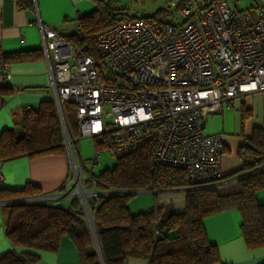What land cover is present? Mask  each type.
I'll use <instances>...</instances> for the list:
<instances>
[{
  "label": "built area",
  "instance_id": "obj_1",
  "mask_svg": "<svg viewBox=\"0 0 264 264\" xmlns=\"http://www.w3.org/2000/svg\"><path fill=\"white\" fill-rule=\"evenodd\" d=\"M165 10L169 21L131 18L100 32L96 58L39 22L50 98L76 105L79 137L100 140L109 130L124 153L154 135L155 162L184 168L192 185H211L221 178L223 143L204 125L237 95L264 91L263 12L252 16L227 0H168Z\"/></svg>",
  "mask_w": 264,
  "mask_h": 264
},
{
  "label": "trees",
  "instance_id": "obj_2",
  "mask_svg": "<svg viewBox=\"0 0 264 264\" xmlns=\"http://www.w3.org/2000/svg\"><path fill=\"white\" fill-rule=\"evenodd\" d=\"M96 8L76 19L77 29L61 35L77 51L87 46L86 53L97 57V35L119 21L140 18L125 8L112 6L107 0H93ZM185 0H178L181 5ZM157 11L150 20L166 14ZM57 32V31H56ZM82 35L81 38L79 35ZM41 49L4 52L0 49V69L4 65L42 58ZM101 80L102 70L98 69ZM12 91L0 87V99ZM1 101V100H0ZM66 131L71 140L79 137L76 105L61 103ZM244 110L243 115H248ZM156 145L153 135L128 152L117 153L111 131L101 139L93 138L95 154L112 151L115 163L99 174L91 173L82 182L85 192L99 191L107 195L91 198L89 210L99 253L85 224L80 202L72 198L67 206L43 201L16 203L41 196L38 186L26 183L21 189L0 188V202H5V236L12 248L0 256V264H30L41 251L56 252L63 236L73 244L78 264H125L128 258L145 259L147 264H221L216 245L210 243L203 220L213 214L236 210L241 217L240 234L247 249L264 247V204L255 199L264 188V132L254 127L250 136L238 148L242 167L230 174L237 190L222 193L219 186L192 185L186 170L162 165L153 160ZM64 153L63 133L54 101L42 100L36 109L23 112L20 128L4 129L0 133V162L21 156ZM97 157L90 160L96 164ZM182 192L181 212L154 204L146 211L132 214L126 195L112 191ZM10 202V203H7ZM102 263H101V260Z\"/></svg>",
  "mask_w": 264,
  "mask_h": 264
},
{
  "label": "crops",
  "instance_id": "obj_3",
  "mask_svg": "<svg viewBox=\"0 0 264 264\" xmlns=\"http://www.w3.org/2000/svg\"><path fill=\"white\" fill-rule=\"evenodd\" d=\"M112 6L125 8L135 17L153 16L164 10L168 0H107ZM239 11L253 14L260 7L264 19V0H227ZM96 8L93 0H0V49L4 52L41 49L42 40L39 22L50 26L61 35L76 31V19ZM148 11V12H147ZM253 16V15H252ZM169 21L166 12L160 16ZM8 78H0V87L12 91L1 97L0 133L4 129L20 128L23 112L36 109L42 100L50 99V73L44 57L36 60L7 65ZM248 111L244 116L243 111ZM259 127L264 132V91L241 93L222 105L219 113L209 117L204 125L208 134H219L223 143L220 163L221 178L214 184L222 193L237 190L234 178L228 177L242 167L237 156L244 138L252 129ZM73 158L80 167V177L84 180L92 172L90 156L92 147L87 137L72 140ZM94 150V148H93ZM101 167L98 173L110 168ZM95 166V165H93ZM66 152L21 156L0 162L2 181L0 188L21 189L26 183L40 188V199L52 204L67 206L70 194H74L75 175ZM156 204L172 207L181 212L184 207L182 192L159 193L153 191ZM255 199L264 204V188L257 191ZM154 203V204H155ZM0 202V256L12 246L5 236V212ZM240 214L233 209L206 217L203 228L207 240L216 245L221 264H264V247L247 249L240 234ZM38 259L30 264H78L77 252L70 240L63 236L56 252L41 251ZM125 264H147L145 259L128 258Z\"/></svg>",
  "mask_w": 264,
  "mask_h": 264
},
{
  "label": "rangeland",
  "instance_id": "obj_4",
  "mask_svg": "<svg viewBox=\"0 0 264 264\" xmlns=\"http://www.w3.org/2000/svg\"><path fill=\"white\" fill-rule=\"evenodd\" d=\"M105 111H107V109H105ZM110 119L111 118L109 115H105L103 118V121L109 122ZM87 139L90 141L91 147H92V153L90 156V160H92L95 156V152L93 150V138L87 137ZM69 141H70V138L68 137L67 131H63L64 152H66L70 161L73 162V160H72L73 156L71 157V152H70V149L68 146L70 144ZM71 150H72V148H71ZM114 160H115V158L112 154V151H106V152L100 153L99 157H97V159H96L95 166H93V168H92V172L98 173V171L101 167H104V168H105V166L107 167ZM74 162H75V160H74ZM75 169H76V172H75V179H74L75 183L74 184L76 187L74 190V194H70V197L76 198L79 200L80 205L82 206V209L84 211L85 224L89 228V227H91V217H90V212H89V210L91 208L90 199L97 197L98 195H100V196L107 195V193H102L99 191H93V192H88V194H87L83 189L81 191L80 187L82 185L83 179L78 176L79 169L76 167H75ZM80 192H82L84 195H80L79 194ZM25 202H34V201H25ZM155 202H156V197H155L153 191L135 193V194H131L128 197V208H129L130 213L136 214L139 212L146 211L147 209L152 207ZM168 209L174 211V209L172 207H169Z\"/></svg>",
  "mask_w": 264,
  "mask_h": 264
},
{
  "label": "water",
  "instance_id": "obj_5",
  "mask_svg": "<svg viewBox=\"0 0 264 264\" xmlns=\"http://www.w3.org/2000/svg\"><path fill=\"white\" fill-rule=\"evenodd\" d=\"M56 110H57L58 115H59L60 125H61V129H62V133H63V131H66V126H65V123H64V120H63V116H62V112H61V106H60L59 103L56 105ZM80 190L82 191V187H80ZM86 193L88 194V192H86ZM111 193L115 194V195H126V194H130L131 195V194L141 193V192L140 191H132V190H129V191L118 190V191H112ZM38 198H40V196L30 197V198H27V199L13 201V202L22 203V202H25V201H34V199H38ZM7 203H10V202H7ZM88 229H89V231L91 233L95 249L99 253V247H98V243H97V240H96V234H95V231H94V227H93L92 221H91V227H89ZM101 263H102V260H101Z\"/></svg>",
  "mask_w": 264,
  "mask_h": 264
},
{
  "label": "bare ground",
  "instance_id": "obj_6",
  "mask_svg": "<svg viewBox=\"0 0 264 264\" xmlns=\"http://www.w3.org/2000/svg\"><path fill=\"white\" fill-rule=\"evenodd\" d=\"M80 195H84L82 192L79 193ZM84 197V196H83Z\"/></svg>",
  "mask_w": 264,
  "mask_h": 264
}]
</instances>
